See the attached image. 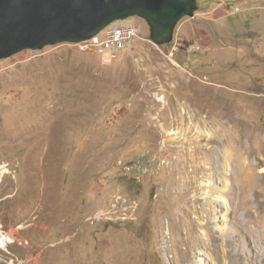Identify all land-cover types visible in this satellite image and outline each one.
<instances>
[{
    "label": "rangeland",
    "instance_id": "obj_1",
    "mask_svg": "<svg viewBox=\"0 0 264 264\" xmlns=\"http://www.w3.org/2000/svg\"><path fill=\"white\" fill-rule=\"evenodd\" d=\"M193 7L160 44L130 15L140 33L109 64L72 43L0 60V231L20 239L0 264H193L194 241L215 264L247 230L204 193L245 204L247 161L257 186L246 206L264 220V0ZM184 105L222 116L237 140L195 121L188 144L174 142ZM203 207L216 209L204 225ZM246 241L244 258L262 254L264 240Z\"/></svg>",
    "mask_w": 264,
    "mask_h": 264
},
{
    "label": "water",
    "instance_id": "obj_2",
    "mask_svg": "<svg viewBox=\"0 0 264 264\" xmlns=\"http://www.w3.org/2000/svg\"><path fill=\"white\" fill-rule=\"evenodd\" d=\"M194 0H0V60L23 50H41L90 39L116 20L139 15L151 38L173 37L176 24L193 16Z\"/></svg>",
    "mask_w": 264,
    "mask_h": 264
},
{
    "label": "bare ground",
    "instance_id": "obj_3",
    "mask_svg": "<svg viewBox=\"0 0 264 264\" xmlns=\"http://www.w3.org/2000/svg\"><path fill=\"white\" fill-rule=\"evenodd\" d=\"M77 47L81 51V45H77ZM105 59H106V61L109 59L108 62H107V64H109V63L112 62V60H110V58H105ZM177 98H179V97H177ZM185 105L183 106V111H181L183 122L180 123L181 129L183 131V133L181 134V136H183V138L175 137L174 138V142H178V141L180 142L181 140H183L185 143L187 142V144H188V141L189 140H188L187 134L192 131V123H194L195 121H197L199 124L208 125V126H209L210 123L213 124V125H216L218 127L217 129L221 132L220 137L223 136V135H226V133H229L231 137L227 138L228 140H232V141H236L237 140L236 137L234 136V135H236V132H235V130L232 127H229V125L227 127H224L223 125L219 124V119H221L222 116H220V115L218 116L217 115L216 117H212V118H210L208 116L206 117V116H203V115L201 116L198 111H195V110H193L190 107L185 106ZM176 108H177V106H176ZM2 136L3 135H1V137ZM4 137H6V136H4ZM4 137H2V138H4ZM221 139L224 141V139L222 137H221ZM183 141H181V143H184ZM238 143H240V142H238ZM190 153L191 152L188 151V153H187V156L188 157H189ZM242 154H243V152H242ZM200 168H202V166ZM240 170L244 174H246V177L240 183V188L238 189L237 194H238V196H240V197H242L244 199L245 204H242L241 203V206H237L238 209L236 207L233 208V206H232L233 204L231 205L230 204V201L227 198H225L222 194L221 195H216L213 198H211L208 195V194H210V191L209 190H207V192L204 193L205 194V197L204 198H208V200L206 201L208 203L207 204L208 206H210L212 204L214 205L215 202L217 203V201L220 202V203H222V204H224L225 207H226L225 208L226 211L227 212H232V214H233V218L235 219V221H233V223H236L240 227H242L243 229L247 230V232L244 235L245 239L243 238V241L242 242L241 241H238V239L235 236H232V237H230L228 239V242L227 243L230 246V250L226 251L225 254L223 253L222 256H219V259H214L215 264H264V251L262 252V254H257L255 256L253 254H251V256L249 258L248 257L247 258H244L245 257L244 250H245V246L247 245L246 244L247 243L246 238L251 237L253 239V243H255V244H260L259 242H262L264 240V220H263V217L259 215V212H261V211L258 212L256 210V211H254V213H252L251 212V209H249L247 207L248 205L246 206V204L249 203V197L247 196L246 191L249 189L250 191L252 190V192H253V190L255 189L254 187L257 186L256 181H255V179L257 177L255 178L256 175H254V173H256L255 172L256 169L253 166L252 162L247 161V164L244 163V165H241ZM261 171H262V173H264V168H261ZM206 184H209V182H206ZM262 194L264 195V190L262 191ZM238 210H242L243 211L241 213V215H238L237 214V211ZM209 211L210 210H208L205 207H203V214H205V215H203V218L201 217L202 218L201 222L203 223V225L205 223L204 221H205V218H206L207 214H211V213L214 214V213H216V209L214 207L211 210V212H209ZM262 211H263V209H262ZM250 215H253V216H250ZM252 219H255L259 223V225H261V227H263V232L261 234H259V236L257 235L258 233L256 231H253L252 229L247 228V225L250 222H252L251 221ZM206 222L208 224V220H206ZM253 223H255V222H253ZM205 226H207V225H205ZM20 228H22V227H20ZM223 230H224V227H219L216 224L215 231H223ZM16 235H17V230H14V229H10L6 233H3L2 231H0V251L3 250V249L6 250L9 247V244L10 243H13L15 240H20V239H18L16 237ZM189 236H191V235H189ZM186 241H189V238ZM194 242H195V245L196 246L191 245L190 248L188 250H186L185 257L186 258H191V259L194 258L195 261L193 262V264H204L203 263L204 259H208V257H209L210 260H212V258L210 256V253H209V250L207 248H204L203 250H200L199 253L197 251L192 252L191 251L192 249H196V248L199 249L198 242L197 241H194ZM185 249H186V247H185ZM31 259L33 260L34 264H39L38 263V261H39V255L37 257H35V258H33L31 256Z\"/></svg>",
    "mask_w": 264,
    "mask_h": 264
},
{
    "label": "built area",
    "instance_id": "obj_4",
    "mask_svg": "<svg viewBox=\"0 0 264 264\" xmlns=\"http://www.w3.org/2000/svg\"><path fill=\"white\" fill-rule=\"evenodd\" d=\"M139 33V28L128 19L116 20L90 39L72 45H81L82 53H94L99 59L116 60L119 53L127 48Z\"/></svg>",
    "mask_w": 264,
    "mask_h": 264
}]
</instances>
